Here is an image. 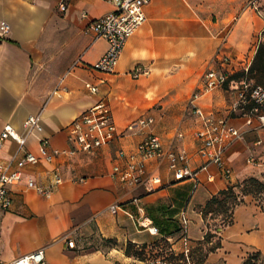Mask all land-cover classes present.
<instances>
[{
  "label": "crops",
  "instance_id": "obj_1",
  "mask_svg": "<svg viewBox=\"0 0 264 264\" xmlns=\"http://www.w3.org/2000/svg\"><path fill=\"white\" fill-rule=\"evenodd\" d=\"M261 1L151 0L146 21L126 41L115 72L107 74L92 68L108 46L89 26L110 5L0 0V22L10 28L0 39V132L10 125L24 134L26 118L38 115L43 130L28 135L25 149L40 157V142L46 140L53 156L51 162L39 159L26 166L22 179L9 188L11 206L0 208V259L42 249L46 264H141L127 257L125 248L156 237L138 225L142 216L152 221L157 236L167 223L180 226L185 218L192 244L207 233L202 211L211 198L247 177L264 182V127L255 118L248 126L232 112L234 89L225 85L203 93L207 72L238 74L262 42ZM224 57L230 66L221 65ZM136 67L149 74L132 78ZM193 94L199 95L195 105L206 116L225 118L242 134L225 156L230 179L210 167L196 179L177 182L162 156L145 163L146 175L158 177L160 184L120 183L112 175L114 165L125 163L118 151L134 152L148 134L158 137L163 151L183 152L192 170L200 168L195 137L200 121L189 104ZM100 101L109 106L118 131L140 118L153 123L94 152L80 151L68 140L67 127ZM16 150L14 142L5 141L0 159L8 161ZM54 169L59 184L53 182ZM28 180L47 189L48 196L28 187ZM215 232L219 247L204 264H242L252 253H259L264 264V213L251 196L235 207L232 223Z\"/></svg>",
  "mask_w": 264,
  "mask_h": 264
},
{
  "label": "built area",
  "instance_id": "obj_2",
  "mask_svg": "<svg viewBox=\"0 0 264 264\" xmlns=\"http://www.w3.org/2000/svg\"><path fill=\"white\" fill-rule=\"evenodd\" d=\"M112 7V9L89 26L90 31L98 39H103L107 43V50L102 57L93 64L95 71L111 74L115 72L119 57L123 51L126 41L137 29L146 21L145 8L151 0H100ZM61 10L64 6L61 5ZM9 25L0 22V39L9 33ZM229 58L224 57L221 65L230 66ZM247 72L248 67L243 68ZM132 78H138L149 74L147 68L136 67L130 73ZM232 75L228 71L217 72L211 70L205 74V87L203 93H208L216 88L225 85L237 91V101L232 105V112H237L245 118V124L251 125L252 119H257L260 127H264V87L252 81L241 78L231 79ZM64 77L60 79L58 86L63 83ZM94 90V89H92ZM198 94H193L189 104L193 112L200 121V128L196 131L195 137L200 143L197 154L202 161L198 170H192L187 162V157L183 152L163 151L160 140L152 134H148L141 140L134 152L126 153L118 151L117 156L124 159V165H114L112 175L122 184L133 187L146 185L149 181L160 184L158 177L146 175L145 163L154 158L165 156L168 167L173 174L175 181L186 179H196L199 172L207 171L210 167L216 168L218 173L225 180H229L232 174L231 168L226 162V153L232 145L241 138L239 130L228 124L222 117L206 116L195 102ZM251 108L248 110L247 107ZM153 123L152 118H140L129 124L125 131H118L113 122L109 106L100 101L87 111L81 113L67 127L68 140L73 143L78 150L83 152H94L112 142L123 137L133 129L144 130ZM24 134L15 131L10 125H5L0 132V148L5 141H12L17 146V152L8 160L0 159V208L7 210L11 206L9 188L17 184L22 179V170L28 165L36 164L39 159L51 162L53 156L47 152V141L42 140L39 145V155L35 156L25 149L28 135L33 132H42L43 126L38 115H30L23 123ZM19 153V154H18ZM54 184H59L61 179L58 171H52ZM28 187L33 188L37 193L48 196L49 192L43 187H39L33 180H28ZM110 210L115 213L116 205H112ZM138 225L151 236H157L158 231L152 221L142 216ZM187 221L182 218L180 227L186 234ZM184 246L187 245L186 236L183 238ZM72 246V242L68 243ZM0 264H46L42 249L19 256L11 261H2Z\"/></svg>",
  "mask_w": 264,
  "mask_h": 264
},
{
  "label": "trees",
  "instance_id": "obj_3",
  "mask_svg": "<svg viewBox=\"0 0 264 264\" xmlns=\"http://www.w3.org/2000/svg\"><path fill=\"white\" fill-rule=\"evenodd\" d=\"M248 76L236 74L231 79H255L258 83L264 80V44L260 43L256 48L253 60L248 69ZM251 107L248 106L249 110ZM246 196H251L264 213V182L255 178L247 177L241 182L219 192L205 205L202 216L207 222V233L202 241L192 244L187 239V245L180 252H175L169 244L168 239L186 236L182 228L176 224L166 225L165 230L160 231V240L153 243L135 244L127 243L125 255L141 264H204L208 255L219 247L218 235L215 222L220 221L221 228L232 223V214L236 206L241 204ZM151 259V260H149ZM242 264H261L259 253L250 254Z\"/></svg>",
  "mask_w": 264,
  "mask_h": 264
},
{
  "label": "rangeland",
  "instance_id": "obj_4",
  "mask_svg": "<svg viewBox=\"0 0 264 264\" xmlns=\"http://www.w3.org/2000/svg\"><path fill=\"white\" fill-rule=\"evenodd\" d=\"M261 2H262V7L261 8H262V11H263V14H264V0H262ZM262 39L263 40H262L261 43L264 44V33H263ZM254 54L253 55H251V54L250 55H247L245 67H248V69H249V67L251 65V62H252L253 57H254ZM238 74H244V76H248L247 75L248 74V70H247V72H245V71L238 72ZM244 78H246V77H244ZM248 80L252 81L255 84H258V85H261V86L264 87V80L261 81L260 83H258L255 79H248ZM215 225L219 227L220 226V221L217 220L215 222ZM158 240H160V236L153 237L151 240H149L148 243L150 244V243H153L154 241H158ZM168 241H169L170 246L172 247V249L175 252H180V251H182V249H184L183 240L182 239H179V236H175V237L169 238ZM149 260H151V259H149Z\"/></svg>",
  "mask_w": 264,
  "mask_h": 264
}]
</instances>
